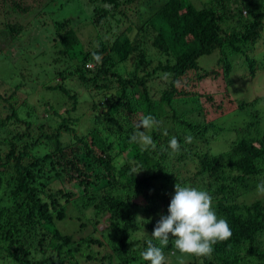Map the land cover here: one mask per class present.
Segmentation results:
<instances>
[{
    "label": "trees",
    "instance_id": "1",
    "mask_svg": "<svg viewBox=\"0 0 264 264\" xmlns=\"http://www.w3.org/2000/svg\"><path fill=\"white\" fill-rule=\"evenodd\" d=\"M258 1L260 0H207L203 5H198L193 0H61V3L55 5L58 6L55 13L52 12L49 17V23L57 33L56 43L61 46L55 61L65 63L66 56L74 53L78 62L74 70L60 71L63 77L61 82L46 87L50 90H62L64 94L75 99L76 103L77 97L71 95L64 83L71 77H77L81 84L93 82L98 89L106 90L105 110L109 120L120 116L121 108L125 105L130 112L141 114L143 118L153 117L158 123L147 130V134L155 144L153 151L165 148L167 154L171 150L169 141L172 137H176L178 143L183 142V137L175 130L177 123L182 125L181 130L184 135L190 136V144L197 143L201 137L209 142L211 135L209 136L208 132L215 125L212 120L209 124H205L200 120L180 119L174 107L170 108L172 97L178 98L183 94H189L187 91L178 90L176 84L190 71H196L200 79L216 76L218 73L216 70L201 67L199 63L201 56L212 54L216 49L223 50L222 54L225 55L228 46L234 51L243 50V45L255 41L264 34V5L260 8ZM76 2L79 6L91 4L94 13L89 17L93 19L91 22L96 27L98 24H104L107 15L115 17L117 24H121L125 19L131 22L113 41L101 40L98 49L92 51L78 49L80 39L74 19L65 15L68 5L72 3V10ZM9 6L19 10L21 2L11 0ZM43 6L47 7V4ZM242 7L248 9L243 11ZM237 10H239L238 14ZM248 13L251 19L250 16L246 18L245 14ZM135 15H138L137 20L141 21L137 22L134 19ZM10 28L18 34L22 31V25L18 23L10 25ZM140 31L155 32L153 44L162 53L171 56L172 60L160 63L152 71L147 70L140 75L139 72L144 70L142 66L146 58V54L142 52L136 63L134 75L125 77L113 69V66L127 60L136 51L134 41ZM246 58L253 66L248 54ZM225 60H228V56ZM90 61L95 62L93 67ZM249 70L253 74L256 72L254 67H250ZM158 71L170 73L172 75L170 83L175 87L174 90L164 91L160 100L152 96L148 85L149 77ZM26 85L25 81L23 88ZM16 87L21 88L18 85ZM114 88H118L120 93H115ZM135 89L138 91V96L133 98ZM206 97L209 101L208 104L205 103L206 106L195 98L194 103H197L198 108L200 106L204 108L198 112L200 113L197 115L198 118L201 115L204 118L205 113H209L215 106L213 95L209 94ZM39 98L43 99L35 96L34 100L38 103ZM0 100L8 102L10 95L3 96L0 93ZM238 101L241 109L239 111L251 112L249 100ZM38 105H35V108L40 109L45 116H60L51 103L44 102V108ZM4 106L9 112L4 117L0 116V131H5L12 120L24 122L26 128L1 140L8 145L4 148L0 147V190L1 182L9 184L15 180L16 183L11 190L12 203L0 205V264H82L84 259V261L103 262L92 249L93 242L100 243L99 238L77 240L72 234L64 233L57 226V223L66 217L65 202L70 200L71 196H75L74 192L61 189L60 184L57 183L62 178L61 173L54 171L58 164L62 166L61 171L64 176L70 165L75 174H71L70 178L80 179L79 182L85 185L86 193L76 198L84 208L92 209L99 217V221L106 218L105 216L110 219L109 234H113L115 238L112 241L113 255H109L112 258L118 256L119 264L138 263V261L140 264H150L143 259L141 253L147 248V241L151 240L156 245H159V242L154 237L151 239L145 237L142 226L151 221L154 231L157 221L144 218L139 220L138 210L142 212L143 203L133 197L138 194L142 183L150 178L144 177L139 180L129 165L121 168L116 175L111 158L114 149L109 139L111 134L109 133L105 138L100 136L98 127L90 137H79L75 134L78 141L86 146L93 160L108 172V176L113 177L112 183L106 180L101 182L98 180L104 176L86 172L78 165L79 160L76 157L69 159L66 156V146L61 139V127L76 133V129L69 122L70 119L64 118L56 132L46 134L42 132V135H37V130L43 129L46 124L38 122L40 117L36 115L33 107L30 111L25 102L21 105ZM25 107L28 110H25ZM75 107L74 104L73 108ZM24 110L27 117L21 115ZM30 116L32 118L28 119ZM250 123L253 124L251 129L249 125L245 128L260 133L259 121L251 119ZM139 130L141 129L136 126L135 131ZM262 132L261 137L243 136L238 139L241 141H233L234 143L230 144L232 145L230 154L223 158L218 155L211 157L208 153L198 156L202 159V164L207 166L204 172L214 180L207 192L211 196L216 195L212 198L213 206L218 216L228 221L232 236L216 243L213 246L214 251L209 256L182 254L174 247V238L170 237L168 245L163 248L166 264H171L167 260L169 257L185 260L183 264H264V247H262L264 246V197H256L250 201L239 200V196L243 193L240 189L241 185L250 188L254 177H258L264 171V131ZM41 137L46 138V141ZM51 141L54 142L55 147L49 152H42V147L50 145ZM40 148L41 153L38 152ZM151 148L148 146L146 152ZM135 156L142 160L147 159L139 153ZM155 166L159 168L157 176L165 175L159 163ZM226 166L231 167L235 173L229 174L224 169ZM92 179L107 184L93 189ZM57 186L59 188H56ZM148 211L161 214L162 206L149 204ZM172 252L175 254L171 255ZM80 257L83 259L80 260Z\"/></svg>",
    "mask_w": 264,
    "mask_h": 264
},
{
    "label": "rangeland",
    "instance_id": "2",
    "mask_svg": "<svg viewBox=\"0 0 264 264\" xmlns=\"http://www.w3.org/2000/svg\"><path fill=\"white\" fill-rule=\"evenodd\" d=\"M193 1L198 5H203L207 0ZM9 2L11 3V0H0V93L3 96L10 95L8 102L0 100V116L4 117L9 112V109L4 105H21L25 102L30 111L33 107L36 115L40 117L38 122L46 124L45 129L37 130V135H42V132L44 134L56 132L61 127L64 118L70 119L69 122L76 129V133L61 127V139L66 146V156L69 159L73 156L76 157L79 160L78 165L86 172L104 176L98 181L105 182L106 180L112 183L113 177L108 176V172L97 161L93 160V157L88 154L86 146L75 137V134L79 137H90L96 127L100 129L99 135L104 138L110 133L111 137L109 139L112 141L114 148L111 158L115 165L116 175L119 174L121 168L129 165L139 180L144 177L150 178L147 182L142 183L138 194L133 196L143 203L142 212L138 210L137 217L139 220L144 218L156 222L160 219L161 214H167L177 183L183 186H195L206 191L212 186L214 180L209 177L208 173L204 172L207 170V166L202 164V159L198 156L208 153L211 157L218 155L223 158L230 154L231 143L241 141L238 140L239 138L243 136L261 137L262 131H264V34L255 41L242 46L246 53L243 50L234 51L232 47L228 46L225 55L222 54L223 50L216 49L212 54L201 56L199 59L201 67L216 70L218 72L216 76L211 75L205 79H200L196 71H190L177 82L176 88L187 91L189 94H183L178 98L172 97L170 108L174 107L180 119L200 120L201 122L204 121L205 124H209L212 120L215 125L208 132V135H211L210 141L206 142L205 138L201 137L197 143L190 144V136L184 135L181 130L182 125L177 123L175 125L176 133L183 137V142L178 143L177 149H171L167 154H165V148L157 151H153L154 148H151L146 152L148 146H142L140 142L132 139V136L136 133L135 127L140 124L143 117L141 114H136V112H130L125 105L121 108L120 116L109 120L105 110L107 107L105 89H98L93 82L81 84L77 77H71L64 84H66L71 95L77 97L75 103V99L64 94L62 90H50L46 87V85L54 86L61 82L63 77L60 75V71L74 70L78 62L74 53H69L66 56L65 63L64 61H55V56L58 55L61 46L56 43L57 33L55 28L50 25L49 17L52 12L55 13L58 7L55 5L61 3V0H16V2H21L19 10L9 6ZM258 2L257 4L262 8L264 1L260 0ZM44 4H47V7H44ZM84 5L79 6L76 2L74 9L71 10L72 3H70L65 14L74 19V25L80 39V44L77 45L78 49L87 51L98 49L101 40L113 41L119 33L126 30L131 22L129 19H125L121 24H117L115 17L107 15L104 24H98V27H96L91 22L93 19L89 17L90 14L94 13L91 10V4ZM23 7L26 10L25 8L22 9ZM242 8L243 11L248 9L247 7ZM84 9L85 11H83ZM57 13L61 17V13L59 11ZM236 13L238 14L239 10ZM245 15L246 18L250 16L249 13ZM138 17V15H135L134 19L137 20ZM249 19H251V16ZM139 21L141 20H137V22ZM17 23L22 25L20 34L10 28V25H17ZM138 35L134 41L136 51L127 60L113 66V69H116L125 77L134 75L136 63L142 52L146 54V58L142 66L144 70L139 72L140 75H143L144 71H152L160 63H167L172 60L171 56L162 53L153 44L155 32L140 31ZM247 54L252 59L253 66L247 60ZM223 55L225 56L224 59L222 58ZM227 56L228 60H225ZM90 65L93 67L95 62L90 61ZM250 67L255 68V74L249 70ZM171 78L170 73L163 71H158V73L149 77L148 85L152 96L156 100H160L162 93L167 89H175L170 83ZM25 81L27 85L23 88ZM17 85L21 88L18 89ZM30 91L32 92L30 93ZM114 91L117 94L120 93L118 88H114ZM209 94L213 95L215 106L209 113H205L204 118L202 115L198 118L197 115L200 114L198 112H201L204 108L200 105L201 109L198 108L197 103H194L195 98L204 106L205 103L208 104L209 102L206 97ZM35 96L43 99L39 98L40 102L37 103L34 100ZM137 96L138 91L135 89L133 98ZM240 99H247L251 102V112L239 111L241 109L238 100ZM44 102L51 103L60 116L48 117L40 109L35 108V105L38 104V106L44 108ZM74 104L75 108H73ZM25 110H28V108L25 107ZM25 110L21 114L22 117H27ZM254 112L256 117H254ZM30 118L32 116L28 117V119ZM251 119L258 120L261 124L260 133L256 130L248 131L245 128L249 125L251 129L253 125L250 123ZM25 128L24 122H17L16 120L9 122L5 128L6 130L0 131V147L4 148L8 145L1 140L11 137L18 131H24ZM212 132H214L213 135ZM41 138L46 141V138ZM184 144L185 146H183ZM54 147V142L51 141L50 145L42 147V152H49ZM38 152L41 153V148ZM136 153L147 159L137 158ZM158 163L165 173L163 176H157L159 168L155 164ZM67 169L66 177L61 171L62 166H59V164L54 170L62 174L63 179L57 181L61 189L75 193V196H71L70 200L68 199L65 202L66 217L59 221L57 226L64 233L72 234L77 240L81 238H99L100 243L93 242L92 249L95 250L94 254L103 262L84 261V259L82 264H119L118 256L112 258L109 255H113L112 241L115 238L113 234H109L111 232L108 229L110 219L105 216L106 218L99 221V217L93 213L92 209H85L76 199L86 193L85 185L79 182L80 179L70 178V175L74 174L70 165ZM224 169L231 175L235 173L231 167L226 166ZM91 181L93 189L107 184L97 182L95 179ZM262 182H264V171L258 177H254L250 188L241 185L240 189L243 193L239 196V200L250 201L256 197H264V193H260L257 187ZM15 183V180H12L9 184L1 182L0 205L12 203L11 190ZM56 188H59V186ZM142 188L143 191H141ZM214 196L216 195L213 194L212 198ZM149 204H161V214L148 211ZM142 227L144 236L148 239L153 238L151 236L154 228L152 222L150 221ZM174 254L171 253V255ZM82 259L83 257H80V260ZM167 260L171 264H183L185 262V260L173 259L172 257ZM129 264H140V261Z\"/></svg>",
    "mask_w": 264,
    "mask_h": 264
},
{
    "label": "clouds",
    "instance_id": "3",
    "mask_svg": "<svg viewBox=\"0 0 264 264\" xmlns=\"http://www.w3.org/2000/svg\"><path fill=\"white\" fill-rule=\"evenodd\" d=\"M151 116H145L134 133L133 140L142 146L155 148L147 130L157 125ZM169 147L178 148L176 137L169 141ZM258 191L264 193V182L259 184ZM158 240L159 245L147 241V248L141 253L150 264H166L163 248L169 239L174 238V247L182 254L209 256L214 251V245L232 236L228 221L218 216L210 193L195 186H175V192L170 200L167 214H161L151 235Z\"/></svg>",
    "mask_w": 264,
    "mask_h": 264
}]
</instances>
